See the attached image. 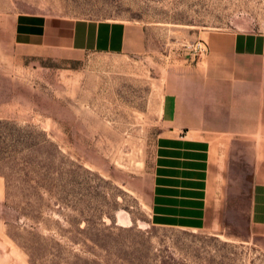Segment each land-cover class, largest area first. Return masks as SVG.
<instances>
[{"label":"rangeland","instance_id":"1","mask_svg":"<svg viewBox=\"0 0 264 264\" xmlns=\"http://www.w3.org/2000/svg\"><path fill=\"white\" fill-rule=\"evenodd\" d=\"M21 12L121 19L144 46L23 47L11 38ZM263 27L264 0H0V264H264L244 158L220 228L150 216L166 72L203 55L209 32Z\"/></svg>","mask_w":264,"mask_h":264},{"label":"crops","instance_id":"2","mask_svg":"<svg viewBox=\"0 0 264 264\" xmlns=\"http://www.w3.org/2000/svg\"><path fill=\"white\" fill-rule=\"evenodd\" d=\"M23 47L109 54L138 52L143 35L121 19L13 16ZM205 52L168 69L155 139L150 216L154 223L218 229L236 212V161L252 167L249 227L264 229V27L207 33ZM264 234V231H262Z\"/></svg>","mask_w":264,"mask_h":264}]
</instances>
